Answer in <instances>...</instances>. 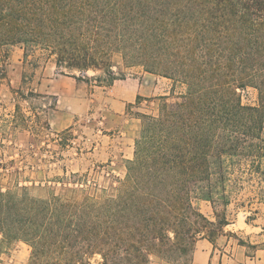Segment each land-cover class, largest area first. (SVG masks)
Returning <instances> with one entry per match:
<instances>
[{"label": "trees", "instance_id": "1", "mask_svg": "<svg viewBox=\"0 0 264 264\" xmlns=\"http://www.w3.org/2000/svg\"><path fill=\"white\" fill-rule=\"evenodd\" d=\"M12 45L68 71L101 70L106 83L120 53L125 66L186 87L156 117L141 115L115 196L0 192L1 241L28 244L29 261L150 264L191 253L190 264L197 239L222 233L234 183L264 195V0H0V46ZM249 87L255 105L241 102Z\"/></svg>", "mask_w": 264, "mask_h": 264}, {"label": "crops", "instance_id": "2", "mask_svg": "<svg viewBox=\"0 0 264 264\" xmlns=\"http://www.w3.org/2000/svg\"><path fill=\"white\" fill-rule=\"evenodd\" d=\"M111 70L116 78L106 83L101 70L90 69L81 75L78 70L58 67L53 57L42 58L37 52L25 57L19 45L0 46V124L7 127L0 134V190L14 184L42 188L41 181L50 177L58 179L66 173L75 177L99 167L110 171L98 177L104 184L124 178L140 134L141 115L157 114L161 103L182 99L184 87L142 66H125L113 56ZM100 116L104 117L102 130L95 133ZM88 117L91 121L86 124ZM48 126L67 139L72 132L78 133L79 148L30 149L32 143L39 145L44 139ZM84 138L89 142H83ZM67 185L62 182L61 187L46 190L58 196L65 194ZM197 205L215 220L209 202L202 200ZM230 206L229 213L233 212ZM251 232L244 220H227L214 242L196 240L190 264H264V239L254 240ZM30 251L25 242L7 244L0 236V264H28ZM154 264L169 263L159 259Z\"/></svg>", "mask_w": 264, "mask_h": 264}, {"label": "rangeland", "instance_id": "3", "mask_svg": "<svg viewBox=\"0 0 264 264\" xmlns=\"http://www.w3.org/2000/svg\"><path fill=\"white\" fill-rule=\"evenodd\" d=\"M38 55H40V57H44L40 52H37ZM113 58L115 60H122V56L120 53H114L113 54ZM178 84V86H182L184 87V92L181 95V97L185 94L186 91V87L184 84L180 83V82H176ZM182 84V85H181ZM181 99H175L172 101H165L167 104L169 105H173L175 103L180 102ZM241 102L242 104L245 105H255L257 103V90L254 88H247L244 91H241ZM162 104V103H161ZM158 108V111L160 109V106ZM149 116L152 117H156L158 115L157 114H147ZM7 130V127L4 125V123L0 124V134L3 136L5 131ZM43 139H41L40 141L42 142ZM39 141V142H40ZM38 143L39 145H37L36 143H32V145H34V149L35 152H38V148L41 149L42 144ZM50 149L52 150L53 146H57L56 143L50 142ZM60 146L64 147L67 150H70V148L65 147V143H61ZM44 147V146H43ZM45 148V147H44ZM72 150V149H71ZM9 168V167H8ZM10 171L12 172H17V169H10ZM110 172V171H109ZM77 175V176H76ZM75 175V177H72V174H60V176H57L58 179H52V178H56V177H50L49 179H47V181H61L63 183L68 184L69 182H71V185H67L68 187H66L65 189V194L62 195H58V197L61 198H72V199H78L81 198L84 195H88L94 199H102L105 197H113L116 195L117 193V188L120 184V182L123 180H120L119 183H105L104 181L101 179V184L102 186L100 188L97 187H84V188H80V187H74L72 185V183L74 181H81L83 179H86L87 177H96L98 179L99 176H101V174L98 172L96 173V170H91V171H84L81 174L77 173ZM61 177V178H60ZM30 186H26L24 184L21 185H12L10 188L6 189V190H15V189H20V188H28ZM39 187V186H37ZM42 188H37V189H29L28 191L30 192V194L37 196V197H41V198H49L51 197V193L48 192V190H46L47 188L50 189V191L52 190L51 188H53V190H55L54 188H56L53 185H43L40 186ZM61 187V186H59ZM232 189L235 190L234 196L232 197L231 203H230V207L232 209L233 212H226V219L227 220H237L238 218L242 221L244 220L245 223L248 225L249 230H252L253 232H251L249 235L254 237V240H260V239H264V236H260L258 237L261 233L264 234V195H258L256 192V188L255 186L252 185H248L247 183H244V185L242 186V188H240L237 184H233L232 185ZM6 190H0V192L6 191ZM52 190V191H53ZM208 202V201H207ZM205 203V202H204ZM205 205V204H204ZM208 205V204H206ZM205 206H203L201 209L204 211L205 210ZM223 211V207L221 205H217V212L219 214H221ZM221 216V215H220ZM235 222V221H234ZM261 229V230H260ZM256 231H260V232H256ZM7 244H9L8 242H5ZM191 253H188L186 258L183 259H177V260H171L168 261L166 259H161L157 256H154L151 258L150 264H154L157 260H163L164 262H167L169 264H188L187 262V258H190ZM28 264H39L37 261H29Z\"/></svg>", "mask_w": 264, "mask_h": 264}, {"label": "built area", "instance_id": "4", "mask_svg": "<svg viewBox=\"0 0 264 264\" xmlns=\"http://www.w3.org/2000/svg\"><path fill=\"white\" fill-rule=\"evenodd\" d=\"M85 72H81V75H83ZM97 126L95 128V133H100L102 130V123L104 121V117L100 116L99 118H97ZM91 121V118H87L85 120L86 124L89 123ZM73 136H71V138L67 139L64 135L63 132H59V131H55L53 130L50 126H48L45 129V137L42 140V146L45 147L46 151L50 149V142L56 143L57 145H60L61 143H65V147L71 148V149H75L77 150L80 146V140L78 138V133L76 132H72ZM83 142H89V138H84ZM31 148H35L34 145L31 144ZM94 170H96V172H99L101 174V176L99 177H106L109 175L110 172H108L109 170L104 169V168H95ZM101 179H97L96 177H87L86 179H83L81 181H74L72 183V185L74 187H80V188H84V187H97L100 188L102 186L101 184ZM42 185H53V186H60L62 184L61 181H41ZM69 185H71V182H69Z\"/></svg>", "mask_w": 264, "mask_h": 264}]
</instances>
